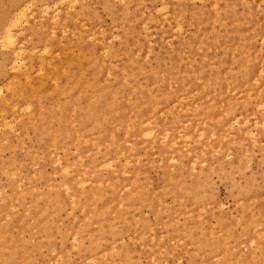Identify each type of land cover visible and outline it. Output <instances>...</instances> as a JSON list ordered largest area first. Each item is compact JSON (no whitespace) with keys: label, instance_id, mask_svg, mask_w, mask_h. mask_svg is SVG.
<instances>
[{"label":"bare ground","instance_id":"1","mask_svg":"<svg viewBox=\"0 0 264 264\" xmlns=\"http://www.w3.org/2000/svg\"><path fill=\"white\" fill-rule=\"evenodd\" d=\"M94 1L0 0V157L31 130L42 153L23 160L33 166L40 156L60 177L58 185L39 175L23 185L21 165L0 160L8 183V192L0 186V264H34L31 250L49 264H69L73 247L76 264H143L129 245H139L144 264H264L257 212L264 196L249 189L264 175L259 5ZM153 43L167 61L152 55ZM143 164L161 167L157 193L143 190ZM127 167L131 176L122 178ZM213 175L230 190L238 186L234 200L241 198L234 217L211 224L222 213L206 190ZM62 213L66 226L57 221ZM155 230L167 233L166 245ZM25 231L35 241L30 250ZM54 235L69 248L63 242L55 252Z\"/></svg>","mask_w":264,"mask_h":264},{"label":"rangeland","instance_id":"2","mask_svg":"<svg viewBox=\"0 0 264 264\" xmlns=\"http://www.w3.org/2000/svg\"><path fill=\"white\" fill-rule=\"evenodd\" d=\"M3 2H10V1H14V0H2ZM16 1H27V0H16ZM251 2H255L257 3L259 6V10L257 12L258 15H256L257 17L261 18L263 17L264 19V15L263 13H261V10L264 9V0H248ZM81 3L85 4L88 7H92L95 6L96 7V2L94 0H81ZM97 12H98V16L100 18V20L102 21V24L105 27H108L109 24V17L105 14L104 11H102V9H100V7L97 6ZM260 29H262V31H264V20H262L260 22L259 25ZM194 32L193 26H192V22H189V25L187 27V34H192ZM264 34V33H263ZM260 42L256 43V47L259 46ZM113 44L117 45V40L114 39L113 40ZM151 51H152V55L153 56H158L161 58H164L165 61H167V56L165 54L164 50H160L158 47H156V45L153 43L150 45ZM118 138H121V134L118 132ZM264 137L261 138V143L264 142ZM42 147L41 145L36 141L35 137L33 136V133L31 130H27L25 133H23L21 135V146H19L15 151H4L1 154L0 160L3 163H8L11 162V164L15 167H19V169L23 172V175L25 176L23 179V185H25V182L29 179L35 178L37 175L42 176L44 180H50L51 183L53 185H58V183L60 182V177L58 175H54L55 173L52 172V168L49 165V163H47V160H44V158H41L40 156L37 158L35 164L33 166H31V160L29 159H25L23 160V158L27 155H35L37 153H42ZM142 152V151H141ZM228 160L230 159V157L227 158ZM261 159V154L260 152H258V150L254 149L250 152V161H251V166L253 167L254 171H257V167L260 166L259 161ZM23 160V162H22ZM260 168V167H259ZM140 170L137 172L138 176L140 179H143V176L146 177V180L149 182L148 186H146V188L144 187V191H146V193L149 192H154L157 193L162 185V173L160 172L161 167L159 165L154 166L153 168L148 167L146 164H143V166L141 168H139ZM131 169L130 167L125 168V172L122 175V178L124 177H128L131 176ZM32 177V178H31ZM44 180H35V184H37V188L46 192L45 188L42 187V184H44ZM0 186L4 188V190L6 192H8L7 190V186L8 183L6 182V180L4 179L3 176H0ZM238 189H232L230 190V188L228 186H226L224 183H222L216 176H212V179L210 181V188L206 189L207 191H211V193L213 194L214 198L219 202V204L221 205V211L220 212H215V216L214 218H210L209 222H211V224L216 223V218H226V217H234L236 212H238V206L236 204V201H238L240 198L235 199V197H239L241 189L237 186ZM254 188V189H252ZM250 190L253 191H262L261 195L264 196V175L260 174L259 176H256L255 180H254V184L252 185L251 188H249ZM233 192V193H232ZM235 192V193H234ZM239 194V195H237ZM165 201L167 204L171 203V200L168 197H165ZM264 201H262L261 203H259L258 207H257V211L258 213L264 214ZM75 216L78 215V212H74ZM32 215L33 212L29 211L28 213V217L29 221L25 223V225H27V227H29L28 225H30V222L32 220ZM143 216L145 218L148 219V221L150 223L153 222V217L152 215L149 213V211L144 210L143 211ZM57 221L63 223V226H66L69 222V219H66V215L64 213H62L60 215L59 218H57ZM153 224V223H152ZM157 229V228H155ZM156 235L165 242V245L168 242V238H167V233H160L159 231L155 230ZM22 239L25 241V249L30 250L31 247L30 245L34 244L35 241L27 238V233L22 232L21 235ZM28 239V240H27ZM65 237L62 235H54V247L53 249L55 250V252H59L60 249L63 247L62 243L65 242L66 248H69V240L66 242V240H64ZM23 247V245H21L20 249ZM130 250L132 252V254H134L135 256H137L139 258V260L141 261V263L144 264V258L143 255L141 254V250L139 245H129ZM30 255L33 256L34 258V264H49L45 258H44V254H38V253H33V251H30ZM67 256L68 259L70 260L69 264H76V247H73L72 249H67ZM184 257V256H183ZM165 264H186V258H180L178 261H174L170 258H168L165 261Z\"/></svg>","mask_w":264,"mask_h":264}]
</instances>
